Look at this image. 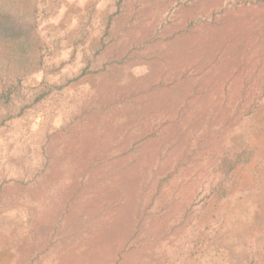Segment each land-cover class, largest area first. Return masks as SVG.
Here are the masks:
<instances>
[{
  "label": "rangeland",
  "instance_id": "1",
  "mask_svg": "<svg viewBox=\"0 0 264 264\" xmlns=\"http://www.w3.org/2000/svg\"><path fill=\"white\" fill-rule=\"evenodd\" d=\"M170 4L171 0H130L120 5L118 11L117 0L41 2L40 7L49 13L46 16L39 8L37 32L45 44L43 70L23 82L24 100L35 95L33 87L39 81L52 87V91L48 101L40 108L28 110L23 117L5 122V118H0V123L7 125L0 127V179L15 178L28 173V169H35L43 145L46 143L47 148L53 145L55 137L51 135L55 129L58 148L71 153L73 160L62 164L66 175L59 171L57 177L58 184H65L69 192L76 187L80 169L78 173L70 171L81 168L73 153L81 154L84 156L81 159L90 162L96 148L109 150L107 161L93 174L91 180L95 182H89L91 197L83 198L81 205L92 207L90 226L80 230L83 241L69 243L63 250L65 259L59 260L62 254L58 256L55 251L42 260L43 264H113L120 249L129 247L130 242L139 245L140 240L150 235L152 242L148 247L157 259L153 264H264L258 241L264 224H255L254 206L250 205L255 197H249L240 206L236 203L237 199L248 195V190L264 200V105L253 118L232 121L239 96L243 91L248 92L249 87L241 72L240 76L236 74L238 65L233 56L242 43L240 37L248 33L250 26L244 15L237 17L238 21L230 18L225 25L214 29L200 28L187 40L192 58L183 67L185 81L210 70L212 62L205 52L214 49L212 53L218 54V60L227 58V72L223 76L198 91L193 90L194 86L186 88L187 94L196 96L190 102L171 96L166 108L149 112L152 106L138 107L126 121L107 113L99 118L85 115L90 113L84 110L99 100H95L98 93L104 95L102 98L118 99L128 78L132 81L151 76L147 67L138 66L124 75L126 77L116 74L114 78L118 83L114 87L104 82L95 73L111 54L104 57L97 53L99 40L110 47L115 60L130 52L149 54V49L139 51L138 48L153 35L159 23L157 14L166 11ZM218 9L217 0H201L190 11L176 15V24L181 25L197 15L210 17ZM111 16L114 17L108 26ZM20 107V104L13 105L8 111ZM5 111H2L3 117ZM120 112L124 113L121 109ZM77 117H82L79 124L74 122ZM112 135L116 138L111 144ZM247 160L251 167V161L255 165L253 177L250 173L247 176L246 171L241 172L240 188L245 191H232L223 206L225 225L219 233L225 232L226 240L221 244L213 239L210 244L214 257L202 258L199 248L203 233L211 234L222 215L220 209H213V219L210 214L206 215L211 207L207 205L203 210L205 199L231 163L243 164ZM233 174L235 171L229 177ZM165 178L167 182H162ZM25 190L19 188L10 197L24 194ZM56 204L58 200L54 198L43 201L39 226L49 223ZM22 226L25 225L11 217L6 228L17 231ZM22 232L26 235L27 227L20 231L19 241L12 238L13 248L21 250L19 256L10 249L0 251V264H9L11 256L12 262L19 264L29 251L33 236L37 235V243L45 238L41 227L35 232L29 229L27 237ZM124 260L127 264L141 262L132 253L124 255Z\"/></svg>",
  "mask_w": 264,
  "mask_h": 264
},
{
  "label": "trees",
  "instance_id": "2",
  "mask_svg": "<svg viewBox=\"0 0 264 264\" xmlns=\"http://www.w3.org/2000/svg\"><path fill=\"white\" fill-rule=\"evenodd\" d=\"M129 1L117 0L118 11L121 10L120 5ZM200 1L171 0L166 11L160 15L157 14L159 23L153 35L138 48L139 51L149 49V54L130 52L115 60L110 47L104 41L99 40L100 45L97 46L99 47L97 53L104 57L109 53L111 54L101 66L97 67L95 73L104 82H110L114 87L118 83V80L114 78L116 74L121 73L124 76L138 66L147 67V73L151 76H143L132 81H129L130 79L127 77L128 80L125 82L123 91L120 90L118 99L102 98L104 95L98 93L95 100L99 98L102 101L97 100L94 101V105L90 104L84 110L85 113L90 114L85 115L99 118L102 114L107 113L111 117L118 116V120L126 121L125 119H129L138 107L142 109L152 106L149 112L166 108L170 104L171 96L183 98L185 103L190 102L196 96L187 94L186 88L194 86L193 90L198 91L201 86L208 82L212 83L218 77L223 76L227 72L225 69L227 58L224 56L218 60V54L212 53L215 52L214 49L210 53L205 52V55L212 62L210 70L207 73L201 71L197 74V78L185 81L182 78L184 75L183 67H186L192 58L190 51H188V45H186L187 40L196 35L200 28L214 29L225 25L230 18L238 21V18L243 15L250 26L247 29L248 33L240 37L242 43L233 56L238 65L236 74L239 75L241 72L243 80L249 87L248 92L243 91L240 94L239 104L236 112L233 113L232 121L238 122L244 118H253L258 114L264 105V0H217L219 9L215 13L212 12L210 17L197 15L196 18L184 20L181 25L176 24L178 20L175 19L176 15L190 11ZM41 2L43 0H0V118H5L4 122L23 117L30 109L40 108L43 103L49 100V94L52 91V87L43 85L42 81H39L33 87L36 90L35 95L29 100H24L26 94L23 82L31 74L40 73L43 70L42 52L45 49V44L37 32L39 8H42L40 7ZM41 11L46 16L49 15L45 8H42ZM113 17L109 18L108 26L112 23ZM207 45L203 47L204 51ZM153 49L155 53H153ZM201 57L204 58V56ZM243 65H247V67H242ZM215 66L219 69L216 70ZM117 86L120 88V83ZM195 94L197 93L195 92ZM246 96L247 99L244 100ZM157 98L162 100L157 101ZM17 104H20L21 107L13 109L12 112L8 111V108ZM120 109L124 113H121ZM2 111H5V117H3ZM80 121H82V117H77L74 122L79 124ZM4 122L0 123L1 128L7 127ZM51 136L55 137L54 143L49 148L46 147V143L43 145L39 165L35 169H28V173L15 178L5 179L1 177L0 179V251L10 249L9 251L18 257L21 250L17 247L13 248L12 238L19 241L20 231L24 227H27L26 235L22 232L25 237L30 235L29 229L30 232H35L37 227H41L45 232V238H40L38 243L36 242L37 235L34 233V241L30 244L26 255L19 260V264H43L42 260L55 251H57L58 256L62 254L59 260L65 259L63 252L65 247L69 243L77 242L79 244L83 241V234L80 230L90 226L92 214V207L89 205L81 206L84 204L83 198L89 199L91 197V191L88 190L89 182H95V180H91L93 174L107 161L106 158L109 155V150L96 148L97 152L89 162L81 159L84 157L80 156L81 154L75 155L73 153L74 160L76 159L78 164L74 162L81 168L76 167L70 171L73 174L74 172L78 173V169H80L76 187L69 192L65 184H58L57 177L59 171L66 175L62 169V164L66 161H73L70 158L71 153L63 152L58 148L57 129L53 131ZM115 138L114 135L110 137L111 144L115 142ZM234 162L225 170L221 180L211 187L210 196L205 199L203 210L207 205L211 207L206 215L210 214V218L213 219V209H220L222 215H220L219 224L211 234L203 233V240L199 248L203 253L202 258L214 257L211 256L213 250L210 244L213 239L219 240L221 244L226 240L225 232L219 233L225 225L223 206L229 201L228 197L232 191L239 192V189H242L240 188L241 179H239L242 176L241 172L246 171V175L248 176L250 173L251 177L254 175L255 165L253 161H251L252 167L248 160L243 164L239 162L234 165ZM233 171L235 174L229 177ZM68 179L66 177V180ZM162 182H167V179H163ZM19 188L26 189L24 194H15L16 196L11 198V194ZM253 193L248 190V195L242 197L243 199H237L236 203L240 206L249 197H255V200L250 202V205L254 206L253 218L255 224H264V200H261V196L256 192ZM49 198H54L56 202L58 200V205L56 204V207L52 208L53 217L51 216L49 223L46 225L42 223L39 226L40 207L43 201ZM209 199L211 200L208 203ZM11 217L19 220L25 226L20 227L17 231L7 229V221ZM201 233L202 231L196 237L198 241ZM218 233L219 236L217 237ZM151 236L140 240L139 245L130 242L129 247L120 249L116 253L113 264H127L124 255L128 253L140 258L139 264H153L154 260L157 261V259L154 251L148 247L152 242ZM258 241L261 248L259 254L264 260V232L259 235ZM66 256L69 255L66 253ZM227 256L230 258L229 254ZM72 257L75 256L72 255ZM11 258L9 264H14ZM16 261L18 262V258ZM240 264H244V262Z\"/></svg>",
  "mask_w": 264,
  "mask_h": 264
}]
</instances>
